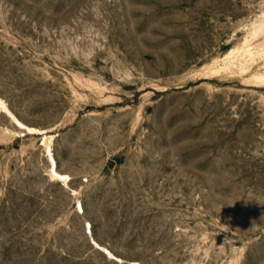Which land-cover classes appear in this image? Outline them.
<instances>
[{
	"label": "rangeland",
	"instance_id": "374dc122",
	"mask_svg": "<svg viewBox=\"0 0 264 264\" xmlns=\"http://www.w3.org/2000/svg\"><path fill=\"white\" fill-rule=\"evenodd\" d=\"M0 98V264H264V0H0Z\"/></svg>",
	"mask_w": 264,
	"mask_h": 264
},
{
	"label": "bare ground",
	"instance_id": "6f19581e",
	"mask_svg": "<svg viewBox=\"0 0 264 264\" xmlns=\"http://www.w3.org/2000/svg\"><path fill=\"white\" fill-rule=\"evenodd\" d=\"M0 106L4 110V112L8 115V117L13 121V123L22 131L28 133H36L39 131L38 128L31 127L22 120H20L1 98H0ZM14 120H16L18 123H16V121ZM45 151H46V156L50 161V169H49L50 175L58 179H63L67 183L68 177L59 171L57 161L52 152V147L50 145H46ZM79 206L80 208H83L82 203H80Z\"/></svg>",
	"mask_w": 264,
	"mask_h": 264
},
{
	"label": "water",
	"instance_id": "95a60500",
	"mask_svg": "<svg viewBox=\"0 0 264 264\" xmlns=\"http://www.w3.org/2000/svg\"><path fill=\"white\" fill-rule=\"evenodd\" d=\"M14 121H16V120H14ZM16 123H18V122L16 121Z\"/></svg>",
	"mask_w": 264,
	"mask_h": 264
}]
</instances>
